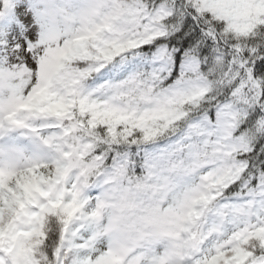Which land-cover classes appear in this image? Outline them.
Listing matches in <instances>:
<instances>
[{
    "label": "snow or ice",
    "instance_id": "6c2138e0",
    "mask_svg": "<svg viewBox=\"0 0 264 264\" xmlns=\"http://www.w3.org/2000/svg\"><path fill=\"white\" fill-rule=\"evenodd\" d=\"M0 264H264V0H0Z\"/></svg>",
    "mask_w": 264,
    "mask_h": 264
}]
</instances>
